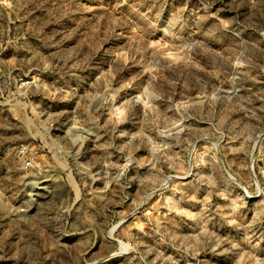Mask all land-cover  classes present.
<instances>
[{
  "label": "rangeland",
  "instance_id": "1",
  "mask_svg": "<svg viewBox=\"0 0 264 264\" xmlns=\"http://www.w3.org/2000/svg\"><path fill=\"white\" fill-rule=\"evenodd\" d=\"M0 5V264H264V0Z\"/></svg>",
  "mask_w": 264,
  "mask_h": 264
},
{
  "label": "built area",
  "instance_id": "2",
  "mask_svg": "<svg viewBox=\"0 0 264 264\" xmlns=\"http://www.w3.org/2000/svg\"><path fill=\"white\" fill-rule=\"evenodd\" d=\"M8 2V0H0V5H7Z\"/></svg>",
  "mask_w": 264,
  "mask_h": 264
}]
</instances>
